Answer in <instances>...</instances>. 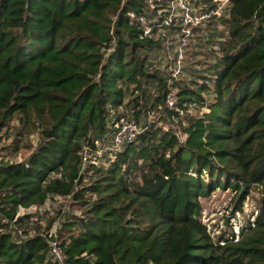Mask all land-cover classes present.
<instances>
[{"label": "trees", "instance_id": "trees-1", "mask_svg": "<svg viewBox=\"0 0 264 264\" xmlns=\"http://www.w3.org/2000/svg\"><path fill=\"white\" fill-rule=\"evenodd\" d=\"M151 2L0 0V129L19 112L40 137L23 158L0 157V264H264V0H229L216 17L224 44L199 81H174L172 107L151 58L158 29L175 27ZM145 99L158 121L104 163H84L83 145ZM258 186L254 218L213 239L200 199L229 188L241 210ZM54 197L81 207L56 230L62 262L49 253L51 225L29 232L19 214Z\"/></svg>", "mask_w": 264, "mask_h": 264}, {"label": "rangeland", "instance_id": "rangeland-1", "mask_svg": "<svg viewBox=\"0 0 264 264\" xmlns=\"http://www.w3.org/2000/svg\"><path fill=\"white\" fill-rule=\"evenodd\" d=\"M160 3L161 1L152 0L150 4V7L157 8L156 15H159L163 11V8L157 7ZM217 19L211 17L210 21L212 24L208 23L204 29H194V34L186 51V58L182 69L183 73L180 78L182 81L190 79L199 81L202 73L207 71V64L212 62L219 53L220 47L224 44V39L227 36V31L225 25L217 21ZM164 31L169 37L174 36L175 30L171 28L158 29L155 36H158V34L162 35ZM152 53V67H157L167 72L165 67L166 57L162 46L154 48ZM129 95L135 96L136 92L132 94L128 92L127 97ZM150 102V99H145L143 103H147V107L143 105L146 108L140 110L137 116L133 115L131 106L127 107V110H124V112L128 113L129 117L136 119L141 127L143 123H154L158 121L159 112L155 107L149 108ZM134 108L139 109V105H135ZM197 109V107L190 108L189 114L199 116L203 109L201 111H197ZM119 111L123 112L121 108H119ZM23 121L21 113L16 112L7 125L0 129V157L10 160L21 159L40 140L38 129L33 125H28L26 130L22 129ZM186 122L183 118L179 126L186 125ZM162 123L164 127L170 125L169 120L166 118L163 119ZM137 163L140 164V160ZM134 172L131 170V177H134L139 170L135 169ZM200 202L201 220L206 224L212 238L216 239L220 234L230 235L232 232L237 233L241 224H245L248 220L254 218L260 205V188L258 186L250 191L243 202L241 210L233 211V192L229 188H216L209 196L202 197ZM80 209V204L75 200L72 201L71 198L54 197L48 199L38 207H21L19 214H29L27 226L29 232H32L33 221H36L43 228L51 225L50 229L56 228L58 230L64 220L70 221L72 219L71 216L75 215V213L78 214ZM16 226L17 224L13 225V228ZM50 256L52 259H55L52 255Z\"/></svg>", "mask_w": 264, "mask_h": 264}, {"label": "built area", "instance_id": "built-area-1", "mask_svg": "<svg viewBox=\"0 0 264 264\" xmlns=\"http://www.w3.org/2000/svg\"><path fill=\"white\" fill-rule=\"evenodd\" d=\"M228 6L229 0H168L166 6L163 7V11H166L164 23L175 27L174 36L169 37L164 31V38L161 41L166 57L168 85L164 101L168 107L174 106L177 101L174 81L180 79L183 73L186 51L194 34V28L204 29L211 17L220 16L227 11ZM144 30L148 32L149 27L145 26ZM141 130L136 120L120 114L114 120V130L111 135L104 139H95L94 148L87 144L83 145L81 151L83 162L91 160L95 163H104L105 155L112 157L114 152L121 149L125 143L134 140ZM47 234L50 255L62 262L64 253L58 243L56 228L49 229Z\"/></svg>", "mask_w": 264, "mask_h": 264}]
</instances>
